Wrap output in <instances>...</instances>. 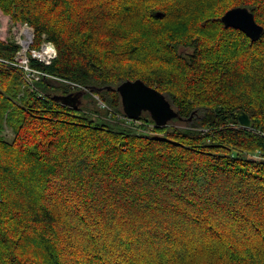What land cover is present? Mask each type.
<instances>
[{
  "label": "trees",
  "instance_id": "1",
  "mask_svg": "<svg viewBox=\"0 0 264 264\" xmlns=\"http://www.w3.org/2000/svg\"><path fill=\"white\" fill-rule=\"evenodd\" d=\"M239 6L263 26L256 41L220 20ZM0 10L33 28L31 47L54 45L49 65L29 64L70 83H30L0 62V264H264V0H0ZM19 50L0 39L1 59ZM137 78L180 119L126 117L115 87ZM73 83L110 89L78 106L53 98L77 93Z\"/></svg>",
  "mask_w": 264,
  "mask_h": 264
},
{
  "label": "water",
  "instance_id": "2",
  "mask_svg": "<svg viewBox=\"0 0 264 264\" xmlns=\"http://www.w3.org/2000/svg\"><path fill=\"white\" fill-rule=\"evenodd\" d=\"M161 17V12L155 13ZM225 28L232 27L245 33L252 41L260 38L263 26L255 21L253 13L247 7H233L227 10L220 18ZM102 91L110 89L107 87H89V90ZM121 98L122 111L129 119H136L143 112H147L156 126H164L172 119H180L178 112L167 97L155 87L147 85L143 80H124L115 87ZM81 92L66 95H55V100L64 104L78 106L81 104ZM232 117L242 126L250 128L253 122L244 110L233 112Z\"/></svg>",
  "mask_w": 264,
  "mask_h": 264
},
{
  "label": "built area",
  "instance_id": "3",
  "mask_svg": "<svg viewBox=\"0 0 264 264\" xmlns=\"http://www.w3.org/2000/svg\"><path fill=\"white\" fill-rule=\"evenodd\" d=\"M34 37V30L32 27L27 25L26 23L23 24V28L20 29V31L17 33L16 38L18 42L21 44L20 50L17 52L15 58L13 61H8L0 58V62L4 64L9 65H17L21 67L25 73L26 77L29 80L30 83L32 81L39 80L40 78H50L59 80L62 82L69 83L67 80H63L59 77H56L48 72H46L44 69H38L34 68L29 64V57L36 59L45 65H49L52 60L56 57V49L52 43L45 44L40 47L39 49H33L31 48V43L33 42ZM44 48L47 50L44 52ZM41 49V50H40ZM40 50V51H39ZM70 84V83H69ZM72 86L76 87L74 88V91L81 92V93H90L91 90H89L88 87L82 86L80 84H71ZM96 99H98L97 96H94ZM99 100V99H98ZM101 106H104L103 103L99 102ZM242 126V125H239ZM244 127V126H242ZM247 128V127H245Z\"/></svg>",
  "mask_w": 264,
  "mask_h": 264
},
{
  "label": "rangeland",
  "instance_id": "4",
  "mask_svg": "<svg viewBox=\"0 0 264 264\" xmlns=\"http://www.w3.org/2000/svg\"><path fill=\"white\" fill-rule=\"evenodd\" d=\"M23 28V24L21 23H13L10 19V17L8 15H5L4 13H2V11L0 10V39L3 40V41H6V40H11L12 42H14L15 44L19 45L21 47V44L18 42L17 38H16V35L17 33L20 31V29ZM45 44H49L51 42L49 41H44L41 45L43 46ZM39 45V48L42 46ZM33 48V47H31ZM38 48V49H39ZM35 49V48H33ZM41 50V49H40ZM39 50V51H40ZM15 58V57H14ZM38 61V60H37ZM40 62V61H39ZM44 64V63H43ZM47 79H50V78H47ZM51 81H55V82H60L59 80H55V79H50ZM83 103L86 102L87 100H91L89 98H93V97H88L86 94L83 95ZM95 98V97H94ZM92 101V100H91ZM82 103V104H83ZM99 103V102H98ZM94 104H96L94 102ZM188 122H191V121H188ZM176 125H182V126H189L188 123L186 122H183V124L181 123H178V122H174ZM9 136V135H7ZM240 195H243V194H240ZM115 216H119V213H117ZM120 232L121 234L123 235V237H126V234H127V230L125 229H120ZM124 239V238H123ZM145 248L147 249V247H145V245L140 241V240H137V243L135 245V247H132V249H135V251H138V252H144L145 251Z\"/></svg>",
  "mask_w": 264,
  "mask_h": 264
},
{
  "label": "bare ground",
  "instance_id": "5",
  "mask_svg": "<svg viewBox=\"0 0 264 264\" xmlns=\"http://www.w3.org/2000/svg\"><path fill=\"white\" fill-rule=\"evenodd\" d=\"M47 51L45 48H44V52Z\"/></svg>",
  "mask_w": 264,
  "mask_h": 264
}]
</instances>
